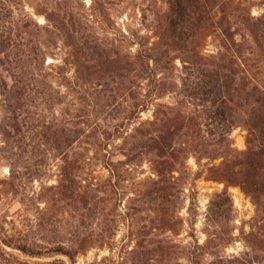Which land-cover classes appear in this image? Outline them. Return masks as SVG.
<instances>
[{
    "label": "rangeland",
    "instance_id": "obj_1",
    "mask_svg": "<svg viewBox=\"0 0 264 264\" xmlns=\"http://www.w3.org/2000/svg\"><path fill=\"white\" fill-rule=\"evenodd\" d=\"M8 1V7L0 11V35L22 33L28 47L45 54L41 66H26L23 58L18 59L25 72L23 90L9 102L6 92L14 75L0 59V232L22 239L42 255H26L0 243L8 253L0 254V264L56 260L70 264L66 256L52 255L51 249L70 248L90 231L97 242L105 235L109 242L78 253L74 264H209L215 254L225 257L244 250L241 231L248 230L253 205L238 186L228 187L233 212L227 225L234 239L213 253L196 246L213 229L207 220L208 204L223 187L204 178L206 159L199 164L193 157L186 159L187 174L183 165H177L173 174L178 179L168 188V198H155L152 156L134 127L153 118L159 104H175L180 96L166 91L145 111L131 113L134 101L121 91V77L110 74L97 53L76 52L83 34L93 36L107 48L102 51L116 59L151 46L156 25L167 9L166 0ZM234 1L248 7L252 15L264 11V0ZM70 12L75 24L71 39L62 34L64 26L55 30L44 16L54 21ZM25 14L32 20L28 30L21 32ZM206 48L214 50L210 40ZM132 78L137 83L145 81ZM57 124L71 128L72 134L78 129V138L64 147L58 136L46 130ZM245 133L242 127L232 130L233 148H245ZM159 206L168 209L169 218L182 220L176 233L154 232ZM161 237L185 246L184 250L156 253L151 242ZM140 240L149 245L145 253L130 254Z\"/></svg>",
    "mask_w": 264,
    "mask_h": 264
},
{
    "label": "trees",
    "instance_id": "obj_2",
    "mask_svg": "<svg viewBox=\"0 0 264 264\" xmlns=\"http://www.w3.org/2000/svg\"><path fill=\"white\" fill-rule=\"evenodd\" d=\"M8 2L0 0V11L8 7ZM166 3L167 9L156 25V40L151 46L116 59L102 51L107 48L96 43L93 36L83 34L76 52L97 53L99 62L108 66L107 71L121 77V91L127 92L129 99L134 101L131 113L145 111L149 103L166 91L180 96L175 104H159L153 110V118L138 121L134 127L135 134L152 156L157 176L153 180L155 198H168V188L178 179L173 174L177 172V165H183V173L187 174L186 159L193 157L198 164L206 159L204 178L222 183L223 187L213 193L208 204L207 220L213 229L210 233L206 231L204 242L196 246L204 252L212 249L209 253H213L234 239L227 225L233 212L228 187L238 186L253 205V215L247 221L248 230L241 231L245 249L225 257L214 253L209 264H264V11L252 15L248 7L241 8L234 0H166ZM36 12L42 14L44 11ZM44 16L55 30L64 26L62 34L72 38L75 24L71 12L67 16H57L54 21ZM23 19L21 32H26L32 17L25 14ZM40 28L50 32L47 27ZM208 40L214 50L206 48ZM10 54H13L11 59ZM44 54L45 51L28 47L22 33L0 35V59H4L14 75L7 88L6 101L23 90L25 72L22 65H18V59L23 58L26 66H41ZM132 76L145 81L137 83ZM129 116L126 118L130 119ZM236 127L246 132L242 150L232 147L230 135ZM46 130L58 136L64 147L75 141L80 133L76 129L72 134L71 128L60 124L53 128L46 126ZM3 135L5 139L8 137L4 129ZM74 182L72 193L76 191ZM157 209L154 232L176 233L177 224L182 220H174L173 215L169 218L168 209L162 206ZM92 233L87 232L70 248L54 247L52 255L62 254L74 264L78 253L108 244L109 236L97 242L92 239ZM0 243L26 255H42L22 239L1 232ZM151 244L161 255L185 248L168 237L153 240ZM147 246V242L140 240L128 252L142 255ZM0 254L8 253L0 247ZM51 264L65 263L56 260Z\"/></svg>",
    "mask_w": 264,
    "mask_h": 264
}]
</instances>
